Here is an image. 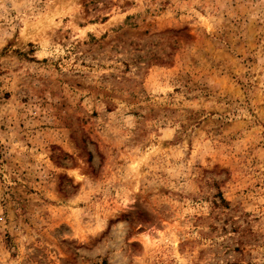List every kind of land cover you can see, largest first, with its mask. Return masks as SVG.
<instances>
[{"label":"rangeland","instance_id":"obj_1","mask_svg":"<svg viewBox=\"0 0 264 264\" xmlns=\"http://www.w3.org/2000/svg\"><path fill=\"white\" fill-rule=\"evenodd\" d=\"M0 264H264V0H0Z\"/></svg>","mask_w":264,"mask_h":264}]
</instances>
